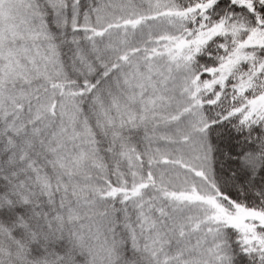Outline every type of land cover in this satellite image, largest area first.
<instances>
[{
    "label": "snow or ice",
    "instance_id": "snow-or-ice-1",
    "mask_svg": "<svg viewBox=\"0 0 264 264\" xmlns=\"http://www.w3.org/2000/svg\"><path fill=\"white\" fill-rule=\"evenodd\" d=\"M0 264H264V0H0Z\"/></svg>",
    "mask_w": 264,
    "mask_h": 264
}]
</instances>
